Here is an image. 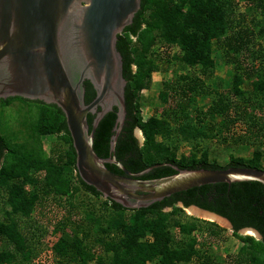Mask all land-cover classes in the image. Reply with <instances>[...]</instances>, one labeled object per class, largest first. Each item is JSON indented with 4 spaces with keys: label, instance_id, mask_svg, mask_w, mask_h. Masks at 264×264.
<instances>
[{
    "label": "trees",
    "instance_id": "16d2710c",
    "mask_svg": "<svg viewBox=\"0 0 264 264\" xmlns=\"http://www.w3.org/2000/svg\"><path fill=\"white\" fill-rule=\"evenodd\" d=\"M238 3L237 0H141L132 24L118 36L117 50L122 56L126 80V119L114 154L133 174L156 166L140 179L174 175L177 172L174 167L264 169V154L259 148L249 160L231 156L227 165L220 166L210 160L208 148L202 146L215 135L216 126L211 121L218 116L230 120L228 132L242 121L251 143L264 140V47L259 42L260 48L255 49L257 40L264 41V0H248L246 11L239 15L236 14ZM253 13L260 14V20H251L256 30L246 24L247 16ZM215 44L222 47L235 71L229 90L224 92L217 90ZM173 63L189 72L178 71L172 79L163 81L159 98L164 107L159 115L144 120L142 92L151 88L154 73ZM212 78L217 84L210 90L206 81ZM247 82L251 84L250 90L244 89ZM85 88L88 104L96 92L89 81L85 82ZM215 90L216 98L207 110L197 107L198 97ZM15 100L41 108L36 118L26 114L25 125L20 123L27 131L22 140L16 139L17 132L7 136L0 133V197L5 196L6 204L0 218V264H31L38 257L39 252L24 235L18 219H30L39 205L48 202L58 207L68 205L71 210L77 207L83 214L72 235H63L68 218L55 224L52 235L56 240L52 241L51 249L60 259L57 264L92 261L95 264H217L205 248L206 243L200 247L193 234H205L210 240L220 238L225 229L196 218L182 220L183 210L191 206L231 223L232 233L242 245L227 264H264V185L260 182L205 185L173 194L148 208L125 209L104 199L80 178L72 139L60 108L22 98L0 102L4 106ZM94 118L95 115H88L90 129ZM116 120L117 108H114L95 131L93 148L101 158L110 156ZM137 129L144 137L142 144L136 136ZM45 137L57 139L51 156L43 147ZM183 144L192 151L188 157L178 158ZM106 167L115 174H123L115 165ZM92 198L99 201L98 205ZM245 228L256 230L261 239L240 235ZM91 232L94 241L90 240ZM95 246L102 254L96 253Z\"/></svg>",
    "mask_w": 264,
    "mask_h": 264
},
{
    "label": "water",
    "instance_id": "95a60500",
    "mask_svg": "<svg viewBox=\"0 0 264 264\" xmlns=\"http://www.w3.org/2000/svg\"><path fill=\"white\" fill-rule=\"evenodd\" d=\"M140 8L141 0H0V99L22 98L60 108L80 178L104 199L128 210L148 208L173 194L205 185L241 181L264 185V169L246 167H174V175L143 180L140 177L156 166L133 174L116 159V144L126 119V80L117 41ZM86 81L96 92L88 104ZM114 108L117 120L110 156L101 158L93 148L94 134ZM89 114L95 115L91 129ZM107 164L117 166L123 174L111 172ZM191 207L220 218L232 228L227 219ZM241 231H252L261 239L254 229Z\"/></svg>",
    "mask_w": 264,
    "mask_h": 264
},
{
    "label": "rangeland",
    "instance_id": "374dc122",
    "mask_svg": "<svg viewBox=\"0 0 264 264\" xmlns=\"http://www.w3.org/2000/svg\"><path fill=\"white\" fill-rule=\"evenodd\" d=\"M238 6L236 7V14H241L246 11V6L248 0H237ZM255 13V12H254ZM253 15H249L246 18V24L253 26L251 20H260V14L256 13ZM239 18V16H238ZM256 30V29H255ZM256 32V31H255ZM257 45L255 49L260 48L259 42L262 43L264 47V41L257 40ZM177 51V48L174 49ZM214 58L216 60V70H215V78L218 82L217 90L218 92H224L230 88V83L233 77L234 66L228 59L227 54L223 51L220 45L214 46ZM178 71H183L184 73L189 72V69L181 68V66L176 65L175 63L171 64L169 67H165V70L153 74L152 85L149 90H145L142 92V96L144 99V106L142 107V116L144 120H147L153 115H159L164 107L159 98V93L162 90L163 81L170 80L173 78L174 74H178ZM215 80L209 79L206 81V84L212 90V86H215ZM250 82H247L244 86V89L250 90ZM215 90L214 93L210 94V91L202 97H198L197 99V107L207 110L211 105L213 99L216 98ZM212 95V96H211ZM41 107L36 105H27L25 103H20L18 101H12L7 105L2 104L0 102V133L7 136L8 134L16 133V139L22 140V138L26 137L27 131L25 128L20 127L21 124L25 120L27 121L26 114L31 115L36 118L38 115V111ZM264 118V117H263ZM260 120V118L258 119ZM264 120V119H263ZM25 121V122H26ZM24 122V125H25ZM211 124L216 126L215 135L210 136V139H207L202 143L203 147L208 148L209 150V158L211 161L217 162L220 166H225L229 163L230 157H240L249 160L253 152L256 149H261L264 154V140L262 143H251V140L248 139V134H246L247 126L244 122L239 121L235 126H233L232 131L228 132L226 128H231L230 120L224 121L222 116H218L215 120L211 121ZM232 135V137H230ZM136 136L140 140L142 144L144 141V137L139 133L138 129L136 130ZM13 138V137H11ZM224 138H226V142H224ZM14 139V140H16ZM242 139L245 142H242ZM57 139L55 137H45L43 138V147L48 156H51V150L53 145L56 143ZM192 149L189 145L183 144L178 153V158L188 157L191 153ZM263 167H264V157H263ZM93 202L98 205L99 201L92 198ZM5 196L0 197V218L3 216L5 209ZM78 204V203H77ZM181 208V207H180ZM68 205H60L59 207L51 202L43 203L39 205L34 214L30 219L19 218L20 225H23V233L24 235L30 239L31 245L36 248L39 255L37 258L32 260L31 264H57V261H60L59 258L55 257L51 246L52 241L56 240V237L52 235V230L55 227V224L63 219H67V226L65 231H63V235H72V229L76 228V223H81L83 219L82 209H78L77 207L71 210ZM188 209H184L181 214V219L184 221L190 220L192 218H196L205 222H211L217 224L219 227L225 229L223 235L219 238L210 239L205 237V234L202 235L199 232H194V236H196L200 247L202 243H206L205 248L212 255L214 261L217 264H227L230 259V256L235 255L242 243L240 239H238L232 233V228L225 223H220L217 221H211L209 219H205V217H198L194 214L189 213ZM219 220V219H218ZM39 229V231L37 230ZM42 230V231H41ZM93 232V231H92ZM91 234V241H94L93 233ZM35 233H37L35 235ZM35 236H34V235ZM240 235L242 236H252L256 239H259L257 236L253 234V232H244L240 231ZM79 236H83L80 234ZM10 247V246H8ZM11 249V248H10ZM95 250L97 254H102L101 249L98 246H95ZM89 264H95V261L90 262ZM157 264V263H150Z\"/></svg>",
    "mask_w": 264,
    "mask_h": 264
},
{
    "label": "bare ground",
    "instance_id": "6f19581e",
    "mask_svg": "<svg viewBox=\"0 0 264 264\" xmlns=\"http://www.w3.org/2000/svg\"><path fill=\"white\" fill-rule=\"evenodd\" d=\"M188 211H189V213L194 214L195 216L202 217V218L205 217V219H209L211 221H217V222H220L222 224L224 223L220 218L213 216V215H209L207 213L200 212L198 210H195L192 207ZM249 232H252V231H249Z\"/></svg>",
    "mask_w": 264,
    "mask_h": 264
},
{
    "label": "flooded vegetation",
    "instance_id": "af4514ba",
    "mask_svg": "<svg viewBox=\"0 0 264 264\" xmlns=\"http://www.w3.org/2000/svg\"><path fill=\"white\" fill-rule=\"evenodd\" d=\"M0 100H3V99H0ZM8 100V99H7Z\"/></svg>",
    "mask_w": 264,
    "mask_h": 264
}]
</instances>
